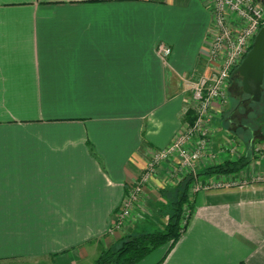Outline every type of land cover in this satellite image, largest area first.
Returning a JSON list of instances; mask_svg holds the SVG:
<instances>
[{
	"label": "crops",
	"instance_id": "1",
	"mask_svg": "<svg viewBox=\"0 0 264 264\" xmlns=\"http://www.w3.org/2000/svg\"><path fill=\"white\" fill-rule=\"evenodd\" d=\"M213 32L212 0H0V264H92L166 226L187 175H171L175 158L114 224L130 183L191 121L187 79L210 72ZM231 135L213 130L197 173L245 153L251 163L197 179L241 182L191 186L184 232L137 264H264V156Z\"/></svg>",
	"mask_w": 264,
	"mask_h": 264
},
{
	"label": "built area",
	"instance_id": "2",
	"mask_svg": "<svg viewBox=\"0 0 264 264\" xmlns=\"http://www.w3.org/2000/svg\"><path fill=\"white\" fill-rule=\"evenodd\" d=\"M214 10V32L205 57L210 65L208 74L192 75L187 79L193 100V117L187 127L167 147L157 150L145 171L129 185L121 208L116 213L114 227L120 228L130 217L140 197L161 164L177 159L173 177L180 173H191L195 177L193 192L212 187L238 185L237 179H222L200 182L197 178L198 163L205 157L213 121L212 107L227 102V84L235 68L250 50L254 37L264 25V6L257 0H212ZM231 15L236 16V25ZM239 25V26H238ZM163 58L172 53L166 43L158 45ZM213 157V156H211ZM214 158V157H213ZM189 215L183 224L188 221Z\"/></svg>",
	"mask_w": 264,
	"mask_h": 264
},
{
	"label": "trees",
	"instance_id": "3",
	"mask_svg": "<svg viewBox=\"0 0 264 264\" xmlns=\"http://www.w3.org/2000/svg\"><path fill=\"white\" fill-rule=\"evenodd\" d=\"M257 1L264 6V0ZM191 114L193 117V111L189 112V115ZM192 117L190 120H192ZM253 159V153H248V155H243L236 159H227L221 163L207 167L203 173H197V176L236 174L245 169ZM194 181L195 177L191 173L182 179L177 199L170 203L169 209L171 214H169L167 224L164 228L138 234H127L113 248L103 250L92 264H137L163 245L170 244V247L174 246L186 228L187 223L183 224L182 216L185 206H191L189 191ZM157 264H160V262ZM241 264L244 263L242 262Z\"/></svg>",
	"mask_w": 264,
	"mask_h": 264
},
{
	"label": "rangeland",
	"instance_id": "4",
	"mask_svg": "<svg viewBox=\"0 0 264 264\" xmlns=\"http://www.w3.org/2000/svg\"><path fill=\"white\" fill-rule=\"evenodd\" d=\"M241 80L242 78L240 75H237L234 80L231 79L229 80L227 84V102L220 105L221 113H220L219 121L214 120L213 117V121L210 125L211 127L210 133L213 134V130H214L216 134V129H218V132H220L222 135L223 134L227 135V132H230L232 134L231 138L235 140L236 138L242 140L243 143L241 145L245 150L249 148L251 140H253L254 144L257 145L258 147L256 152L261 157H263L264 156V94H263V100H261L259 103H254L249 98V95H247L243 91ZM215 124H217V127ZM213 126H215L216 128L213 129ZM231 144L229 143L228 145ZM244 155H248V153H245ZM199 181L203 183L208 182V180L205 181L201 179H199ZM191 186L192 188L190 193L192 194L193 193L192 189L194 185L192 184ZM164 200H162V202L167 204L166 197H164ZM163 207L161 208L163 209ZM164 208L166 214H171V211L169 210V206L167 207L165 206ZM190 211H191V206L188 205L185 206L182 216V222L190 214ZM149 255L147 257H149Z\"/></svg>",
	"mask_w": 264,
	"mask_h": 264
},
{
	"label": "water",
	"instance_id": "5",
	"mask_svg": "<svg viewBox=\"0 0 264 264\" xmlns=\"http://www.w3.org/2000/svg\"><path fill=\"white\" fill-rule=\"evenodd\" d=\"M240 75L242 89L255 102L263 97L264 84V25L254 37L252 46L245 58L233 71Z\"/></svg>",
	"mask_w": 264,
	"mask_h": 264
},
{
	"label": "flooded vegetation",
	"instance_id": "6",
	"mask_svg": "<svg viewBox=\"0 0 264 264\" xmlns=\"http://www.w3.org/2000/svg\"><path fill=\"white\" fill-rule=\"evenodd\" d=\"M236 76H237V74H235V75H232V74H231L230 79H231V80H234Z\"/></svg>",
	"mask_w": 264,
	"mask_h": 264
}]
</instances>
